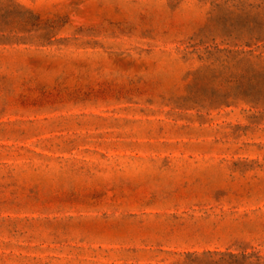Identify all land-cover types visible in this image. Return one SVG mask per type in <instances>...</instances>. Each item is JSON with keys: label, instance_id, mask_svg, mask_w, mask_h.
<instances>
[{"label": "rangeland", "instance_id": "1", "mask_svg": "<svg viewBox=\"0 0 264 264\" xmlns=\"http://www.w3.org/2000/svg\"><path fill=\"white\" fill-rule=\"evenodd\" d=\"M0 264H264V0H0Z\"/></svg>", "mask_w": 264, "mask_h": 264}]
</instances>
